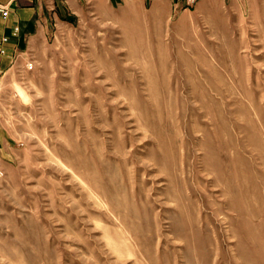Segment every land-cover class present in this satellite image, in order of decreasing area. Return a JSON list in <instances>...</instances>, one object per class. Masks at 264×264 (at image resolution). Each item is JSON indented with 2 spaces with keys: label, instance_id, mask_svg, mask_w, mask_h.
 <instances>
[{
  "label": "rangeland",
  "instance_id": "1",
  "mask_svg": "<svg viewBox=\"0 0 264 264\" xmlns=\"http://www.w3.org/2000/svg\"><path fill=\"white\" fill-rule=\"evenodd\" d=\"M183 1L72 0L8 75L0 264H264V0Z\"/></svg>",
  "mask_w": 264,
  "mask_h": 264
},
{
  "label": "crops",
  "instance_id": "2",
  "mask_svg": "<svg viewBox=\"0 0 264 264\" xmlns=\"http://www.w3.org/2000/svg\"><path fill=\"white\" fill-rule=\"evenodd\" d=\"M171 4L177 0H168ZM72 0H0V6L8 7L10 13L0 14V101L1 90L8 75L20 58L46 37L49 19L65 16ZM186 0L183 1V4ZM50 22L52 23V21ZM15 27L18 33L14 34ZM4 37L8 39L3 40ZM4 49L5 52H1ZM1 118L0 104V157L9 149L10 139Z\"/></svg>",
  "mask_w": 264,
  "mask_h": 264
},
{
  "label": "built area",
  "instance_id": "3",
  "mask_svg": "<svg viewBox=\"0 0 264 264\" xmlns=\"http://www.w3.org/2000/svg\"><path fill=\"white\" fill-rule=\"evenodd\" d=\"M188 2H195L196 0H187ZM10 13L8 7H5V6H0V14L3 15L4 17H6L8 14ZM18 30L19 28L18 27H15L14 29V34H17L18 33ZM8 38L7 37H4L3 40L6 41ZM1 52H5L4 49H1Z\"/></svg>",
  "mask_w": 264,
  "mask_h": 264
}]
</instances>
